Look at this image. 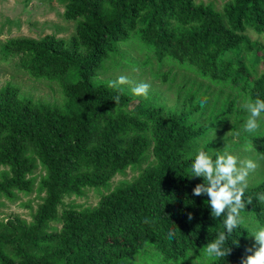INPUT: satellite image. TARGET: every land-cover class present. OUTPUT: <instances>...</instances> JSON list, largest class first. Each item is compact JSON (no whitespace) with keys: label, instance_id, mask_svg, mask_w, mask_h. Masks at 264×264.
<instances>
[{"label":"trees","instance_id":"trees-1","mask_svg":"<svg viewBox=\"0 0 264 264\" xmlns=\"http://www.w3.org/2000/svg\"><path fill=\"white\" fill-rule=\"evenodd\" d=\"M58 2L76 25L71 37L0 40V62L55 95L35 101L12 81L0 89V264H241L252 226L264 227V181L246 189L252 203L225 243L232 252L217 259L205 246L226 217L192 195L204 180L191 165L200 150L222 155V144L236 157L244 142L264 155V119L244 131L243 108L264 100V44L251 37L264 35V0L222 10L197 0ZM135 67L162 81L144 82L147 99L131 91ZM121 75L134 82L118 92L109 82ZM128 170L139 173L109 191ZM87 189L106 193L94 206L63 207ZM9 206L27 207L30 220L4 217Z\"/></svg>","mask_w":264,"mask_h":264},{"label":"rangeland","instance_id":"rangeland-1","mask_svg":"<svg viewBox=\"0 0 264 264\" xmlns=\"http://www.w3.org/2000/svg\"><path fill=\"white\" fill-rule=\"evenodd\" d=\"M45 1V0H44ZM49 1V0H47ZM228 0H197V2H203L207 4L212 2L216 9L222 10L223 4ZM29 5L30 10L28 11L24 9V0H0V40L8 37H32V38H40L45 35H54L59 38H69L75 33V24L65 20L62 17L63 6L59 4L58 0L50 1V4L47 3H40L37 0H32ZM253 40H258L262 44H264V35H256L253 34ZM134 55L140 56L141 54L138 52H134ZM128 66V65H127ZM262 65L260 64V67ZM15 65L5 64L0 62V89L4 87L8 81L14 82L21 87L22 91L32 96L35 101L42 100L44 102H52L53 97L55 95L44 86H40L35 84L27 75H23L21 73H17L16 69L14 68ZM126 67V66H125ZM166 70V68H165ZM133 73L131 74L136 81L140 82H154L155 85L159 86L161 84V79H156L153 74H151L150 70L147 71V75L141 74V69L138 67L133 68ZM131 72L130 69L124 70V74H128ZM130 79V76H126ZM134 82V81H132ZM163 89H167V85H163ZM169 99L168 104H174L175 95L173 91L169 92ZM188 112V110L186 111ZM202 114V113H201ZM199 114V115H201ZM198 115V116H199ZM249 115V113H247ZM208 118V115H207ZM264 131L262 130V133ZM231 131H228V135H231ZM212 142L216 139L212 137ZM234 141H237V136L234 135L232 138ZM218 145V144H216ZM226 144H222L220 148L222 153L225 151L223 146L225 147ZM228 146V145H227ZM218 147V146H216ZM250 147V148H249ZM247 147L244 143H239L237 146L238 159L239 160H247L251 159L256 164L257 167L254 172H251L248 177V187L253 188L256 185L260 184L264 181V155L258 154L252 146ZM248 149V150H246ZM233 153L236 152V149ZM231 150V151H232ZM216 151V148L215 150ZM213 152V151H212ZM139 173L138 170L127 171V176H117L113 178L110 184V190L112 191L117 187V185L127 179L133 180ZM99 194L94 191V189H87L85 191L84 196L81 197H71L64 200V208H68L69 206H76V207H87V206H94L98 200L99 195L101 193H106V191H102L99 189ZM36 195L33 194L29 199L32 200L31 205L36 208L38 201L36 200ZM28 199H25L24 202L26 203ZM30 210L27 207H19V206H9L7 210H1L4 213V217L8 215H21L23 218L30 220L28 216V212ZM260 228V227H259ZM257 226H252L250 230V235L253 231L258 230ZM250 241L252 243L253 251L258 248V245L255 244V240L253 237H250Z\"/></svg>","mask_w":264,"mask_h":264},{"label":"clouds","instance_id":"clouds-1","mask_svg":"<svg viewBox=\"0 0 264 264\" xmlns=\"http://www.w3.org/2000/svg\"><path fill=\"white\" fill-rule=\"evenodd\" d=\"M132 82L126 76H119L117 80L110 81L109 87L123 92L122 85H128ZM151 85L140 82L131 88L135 96L148 98ZM120 96L114 98L115 103H119ZM206 101H201L203 105ZM243 108L249 113L248 119L244 125V131L255 133L260 128L259 121L264 119V100L259 98L254 102L249 101L243 105ZM248 150V149H246ZM257 164L251 160H239L235 155L224 151L222 155H217L215 159L206 151L200 150L195 156L191 165L192 177L203 178L204 183L197 184L192 190V195L196 197L207 196V201L211 208L212 217L219 218L222 215L224 220L225 231L220 232L217 238L205 246L209 256L220 259L228 257L231 247H225L228 237L233 231L244 223V217L241 213L247 205H251V198L245 201L244 193L248 187V177L254 172ZM258 199L264 202V194H260ZM193 216L188 213V220L191 221ZM169 238L174 237L175 233L169 230ZM258 245L246 249V252L252 253L242 258L241 264H264V227H260L249 235Z\"/></svg>","mask_w":264,"mask_h":264}]
</instances>
